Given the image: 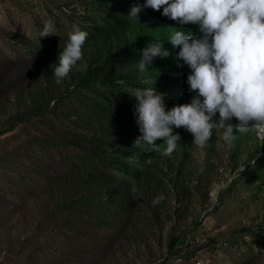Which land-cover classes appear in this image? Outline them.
<instances>
[{"label":"rangeland","instance_id":"1","mask_svg":"<svg viewBox=\"0 0 264 264\" xmlns=\"http://www.w3.org/2000/svg\"><path fill=\"white\" fill-rule=\"evenodd\" d=\"M139 3L0 0V264H264L255 125L231 148L215 128L206 146L174 128L167 156L132 143L134 88L154 87L166 108L192 95L166 38L196 29L150 7L128 18ZM44 22L55 33L36 39ZM73 23L88 35L58 84L51 68ZM156 39L169 55L140 72Z\"/></svg>","mask_w":264,"mask_h":264},{"label":"clouds","instance_id":"2","mask_svg":"<svg viewBox=\"0 0 264 264\" xmlns=\"http://www.w3.org/2000/svg\"><path fill=\"white\" fill-rule=\"evenodd\" d=\"M145 7L159 10L177 25L196 26L195 31L171 27L166 38L177 63L188 69L185 82L192 95L187 102L166 108L165 94L154 87L134 88L130 96L135 98L132 112L138 135L133 145L170 155L180 139L173 129L181 127L200 146L207 145L213 128L229 148L235 133L248 131L249 124L262 133L260 139L264 137V0H141L126 16L138 21V12ZM52 33V24L44 22L36 39ZM87 35L77 24L71 25L51 68L56 83L81 58ZM168 55L156 39L139 50L136 67L144 72L154 57ZM157 140L164 142L162 149ZM242 168L241 163L238 171ZM161 199L163 195L157 194L151 203Z\"/></svg>","mask_w":264,"mask_h":264},{"label":"built area","instance_id":"3","mask_svg":"<svg viewBox=\"0 0 264 264\" xmlns=\"http://www.w3.org/2000/svg\"><path fill=\"white\" fill-rule=\"evenodd\" d=\"M152 264H155V263H152ZM165 264V263H164Z\"/></svg>","mask_w":264,"mask_h":264}]
</instances>
